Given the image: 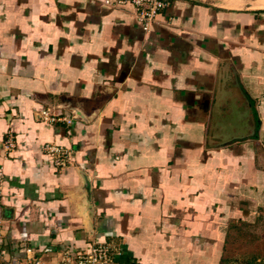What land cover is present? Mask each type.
Wrapping results in <instances>:
<instances>
[{"label": "crops", "instance_id": "obj_1", "mask_svg": "<svg viewBox=\"0 0 264 264\" xmlns=\"http://www.w3.org/2000/svg\"><path fill=\"white\" fill-rule=\"evenodd\" d=\"M165 1L0 0V264H264V0Z\"/></svg>", "mask_w": 264, "mask_h": 264}, {"label": "built area", "instance_id": "obj_2", "mask_svg": "<svg viewBox=\"0 0 264 264\" xmlns=\"http://www.w3.org/2000/svg\"><path fill=\"white\" fill-rule=\"evenodd\" d=\"M132 1L137 6V16L143 23L146 30L151 23L157 20L158 13L164 9L168 2L165 0H117L119 3ZM110 2V0H107ZM40 118L51 122H63L72 125L77 119L74 113L67 111H52L44 108L40 111ZM16 148V141L13 134H9L3 141V149L6 153H12ZM44 150L51 155L55 165L60 169H65L73 161V150L63 145L49 142L44 145ZM4 184V173L0 169V195ZM27 252H33V248H26ZM120 254L118 248L107 241L95 240L90 246L75 249V251H65L62 256L63 264H136L126 262L117 258ZM7 253L0 249V259L6 258ZM11 264H21L17 258L8 260ZM40 260H35V264H40Z\"/></svg>", "mask_w": 264, "mask_h": 264}, {"label": "water", "instance_id": "obj_3", "mask_svg": "<svg viewBox=\"0 0 264 264\" xmlns=\"http://www.w3.org/2000/svg\"><path fill=\"white\" fill-rule=\"evenodd\" d=\"M72 112L74 113L75 117L77 119H82L83 118V115H82V112L77 108V107H72Z\"/></svg>", "mask_w": 264, "mask_h": 264}, {"label": "rangeland", "instance_id": "obj_4", "mask_svg": "<svg viewBox=\"0 0 264 264\" xmlns=\"http://www.w3.org/2000/svg\"><path fill=\"white\" fill-rule=\"evenodd\" d=\"M118 248V247H117Z\"/></svg>", "mask_w": 264, "mask_h": 264}]
</instances>
